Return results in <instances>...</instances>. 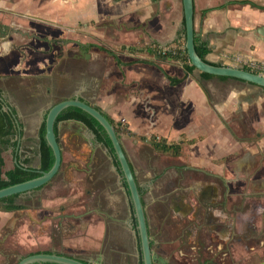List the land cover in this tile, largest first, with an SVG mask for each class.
Segmentation results:
<instances>
[{"label":"crops","instance_id":"1","mask_svg":"<svg viewBox=\"0 0 264 264\" xmlns=\"http://www.w3.org/2000/svg\"><path fill=\"white\" fill-rule=\"evenodd\" d=\"M32 21L45 27L44 35L90 43L85 59L91 70L83 78L84 100L118 123L121 143L140 184L156 179L159 187L166 176L176 177L179 170L188 169L196 172V181L204 172L212 173L213 180L218 177L228 182L247 173L249 193L264 202V88L233 77H204L196 68L186 70L191 63L160 53L162 46L176 45L184 38L182 0H0V22L27 27ZM194 27L197 43L210 47L208 61L250 71L264 64V33L258 31L264 27V0H194ZM8 48H0V57ZM0 76V89L14 94L10 100L21 116L19 157L36 155L30 163L38 167V130L61 92L50 94L46 85L35 87L26 71L13 72L11 66ZM22 83L26 84L23 88ZM39 96L43 100L36 103ZM76 127L84 126L68 121L56 128L63 162L58 179L36 192L37 197L44 194V200L37 203L30 197L35 194L22 193L16 201L24 208L0 210V260L8 239H21L33 225L32 233L45 240L46 233L40 228L50 216L63 224L83 218L75 210L50 209L65 206L83 190L63 176L94 154L91 144L78 143ZM84 133L92 138L88 130ZM152 140L179 144V155L158 151ZM15 150L0 145L5 170L14 167ZM109 189L97 187V195L109 200ZM92 215L100 221L83 225V231L93 240L101 237L104 228L102 216ZM168 234L164 231L162 235ZM163 250L167 252L166 247Z\"/></svg>","mask_w":264,"mask_h":264},{"label":"flooded vegetation","instance_id":"2","mask_svg":"<svg viewBox=\"0 0 264 264\" xmlns=\"http://www.w3.org/2000/svg\"><path fill=\"white\" fill-rule=\"evenodd\" d=\"M43 31H45V27L34 21L29 22L27 27L19 26L13 23L4 24L0 22V48L6 49V47L9 46V52L0 57V72H4L5 68L11 66L13 72L26 71V74L31 77L30 81L35 84V87L40 88L43 85H46L48 86L50 94L60 91L61 93L59 95V99L53 101V104L61 100L74 98L76 95H78L80 99L84 100L83 78L91 70V66L85 59L86 55H88L90 43L81 42L74 38H61L56 36L50 37L49 35H44ZM167 47L169 49L165 52L161 51L160 48V53L164 55H167L170 52L175 53L173 51L177 46L169 45ZM10 54H12V58H10ZM117 55L118 54H115L114 61L116 60ZM258 73H260V71ZM0 80H2L1 76ZM20 85L22 88L26 86L24 83ZM13 96V93H7L0 89V103L2 104V108L5 111L11 112L13 117L14 115L17 116L20 122V131L17 128L18 134L16 136V138L19 139V134L22 135L23 126L21 125V116L18 108L13 105L10 100ZM42 100L43 98L39 96L34 101L38 103ZM7 104H10L11 110L6 109ZM97 108L100 109L99 107ZM44 117L42 118V123L44 122ZM68 120L69 119L57 120L56 128L61 122L67 124ZM84 124L86 126L82 128L85 131L88 130V132L92 135V138L86 135L83 129L79 130L76 127L75 129L79 130L78 136L81 138L78 143L81 146H83L84 143L91 144L93 146L92 148L95 149L94 154L85 161L84 165H80L77 170L68 171L69 174L63 175L67 181L75 183V185H73L75 188L78 184L83 188L84 182L90 183V187H84L80 193V195L84 198L80 201L81 205L79 206L78 204V207L81 209H79L78 212H82L81 214L83 215V218L66 222L64 225L60 222V220L53 219L54 216H50L51 218H48L49 222L42 225L40 229L45 231L46 234L48 232L47 235L50 240H53L55 236L59 237V235H63V245L81 243V245L88 246L84 247L86 251L89 250V254H87V257L84 258L88 259L90 257L89 260H86V262H115L114 264L122 262V264H141V262H143V256L141 251L140 236L136 227L137 224L134 225V220L136 219L135 212L119 162L117 164L118 159L116 155V158L114 157L103 142L98 140L93 130L86 123ZM116 125L119 127L118 123H116ZM116 125H114V127H116ZM40 128L38 130L39 148L37 150L39 166L34 167L32 166V163H22L20 158L18 159L17 156L18 162L15 161L14 166L20 165L28 169H38V171H40ZM90 140H92V142ZM103 149H106V153L103 152ZM157 150L162 153L168 152L160 149ZM15 151L16 154H20V145ZM35 157L36 155L32 156V159L34 160ZM107 157H111V167H117V169H114V172L110 170V161H108ZM25 159L26 158H24V160ZM153 159L161 160L160 156H154ZM100 161L105 163L104 167L106 169L108 168L107 170L109 173L111 172L116 174V178H111L113 183L111 187L115 190V192L118 191L120 193V191H122L121 193L125 194V197L122 194L121 195L123 197L124 204L127 203L128 205V213L121 218H119L120 211L116 210L117 207H115V202L112 203L110 198L109 200L106 198L105 201L104 197L97 195V187L95 185L103 181L105 178V176L100 175V172L98 171L101 166ZM58 173L42 187H39L31 192H27L32 195L35 194L34 196H30L34 202L41 203L42 200H44V194L37 197L36 192L39 190L41 191L45 186L51 184L53 181H56L58 179ZM203 174V178L196 181L194 180V176L196 175L195 171L191 169H188L186 172L179 170L176 177H165L164 175L165 178L160 182L159 187L155 185L156 179L149 180L145 184H140L137 181L142 201L145 206L152 251L159 257L154 261V264H174L172 263V260L177 262L182 261L179 259V256H183L182 259L186 256L185 259H187L192 256L194 251L198 252L201 247H204L207 251L211 250L212 245L217 242L221 248L227 250L226 254H230V251H232L230 258H233V264H237V261L239 260L235 257L232 246L241 243V245L244 246V249L245 246L251 249L253 248L249 247L251 242H255V240L257 241V239H255L257 237H255L251 231L253 228L256 229L255 227H258V225L255 224L252 226L251 222L253 221L252 218L254 214L258 216L257 213H260V218L264 216V202L260 199H256L253 194L249 193L251 190L249 182L250 176L247 173H244L241 176L243 178L239 177L236 180L232 179L228 182L227 180L219 179L218 177L213 180L211 177L213 175L210 172H204ZM236 183L238 184L239 190L242 189L241 193L237 192V190H232L235 189L233 185ZM230 184L233 185L231 186ZM118 186L121 188L119 189ZM76 189H80V187H77ZM78 196L79 195L76 193L69 198L70 200L68 199L69 202H74ZM95 197L96 201H93ZM94 202L97 204L93 206ZM40 205L39 207L41 208L42 204ZM50 209L57 211L68 210L63 205L60 206L59 209L55 207H50ZM95 209H98L97 211L99 212L95 211ZM92 214L101 215L104 222V229L101 237L93 238L98 241L100 240V248L97 252L95 251L96 247L93 245L94 243L92 244V238L85 235V231H83V225H87L90 220H93ZM46 217H48V215ZM43 219L45 218L43 217L40 220L42 221ZM243 220L248 222L247 226L250 228V233L241 234L237 232L236 227L238 223H241ZM109 224L113 225L109 227ZM119 224L123 227L120 228L118 226ZM130 224H132V227ZM153 231L157 233L156 236L155 234L151 235V232L153 234ZM164 231L169 233L167 237L162 235ZM132 232L135 233V237H132ZM78 235H81V238L85 237L86 240L84 241V238H82V241L79 242V239L77 240V238H75L78 237ZM221 242H223L222 245ZM247 243H249V245ZM156 245L158 246V249L154 250ZM217 245L218 244H216V246ZM165 247L167 252L163 250ZM159 248L161 250L160 252L158 251ZM245 250H247V252L250 251L248 249ZM41 251L61 252L53 249H45ZM65 254L73 257L75 255L71 253ZM207 262L220 264V262L210 260Z\"/></svg>","mask_w":264,"mask_h":264},{"label":"water","instance_id":"3","mask_svg":"<svg viewBox=\"0 0 264 264\" xmlns=\"http://www.w3.org/2000/svg\"><path fill=\"white\" fill-rule=\"evenodd\" d=\"M184 12V26L186 32L185 47L187 55L191 64L201 72L209 73L215 76H226L238 78L240 80L248 81L264 88V74L246 70L242 67L229 65H216L204 60L197 52L195 46V27H194V0H182ZM259 32L264 33V27L258 29ZM69 106H75L93 116L106 130L111 142L115 155L118 159L120 169L126 181L129 195L133 204L135 217L137 221V230L140 236L141 251L143 256V264H154L158 259V255L152 251L151 239L149 235L148 220L145 212V206L142 201L141 192L137 183L136 174L133 170L129 158L122 146L120 138L115 130L114 125L110 122L102 110L85 100L80 99L78 95L74 98L61 100L51 105L46 111L44 117L45 121V138L54 153V163L48 171H40L41 175L35 178L12 184L10 186L0 189V199L12 196L15 194H22L31 192L48 183L59 171L62 164V150L56 136V121L62 110ZM6 109L11 110L10 104L6 105ZM14 120L17 128L20 131V122L17 116L14 115ZM68 121L75 122L81 126H86L80 120L69 119ZM20 137L18 139V146L20 145ZM15 161L18 162L17 157ZM117 169L116 166L113 167ZM38 171V169H36ZM126 192V189H125ZM129 201V200H128ZM132 227V224H130ZM34 262H55L59 264H100V262L92 263L85 262L73 256L61 254L58 252H33L20 258L16 264H31Z\"/></svg>","mask_w":264,"mask_h":264},{"label":"rangeland","instance_id":"4","mask_svg":"<svg viewBox=\"0 0 264 264\" xmlns=\"http://www.w3.org/2000/svg\"><path fill=\"white\" fill-rule=\"evenodd\" d=\"M165 162H169V161L166 160ZM100 164H101V166L99 167L98 171L100 172V175L105 176V178L103 179V181H101L100 183H97L95 186L98 187V189L100 188V186L104 187L105 185L110 188L109 189L110 201L112 203L115 202L114 203L115 207H117L116 210L120 211L119 212V215H120L119 218H121L128 213V205H127V203L124 204V200L122 197V195L125 197V194L121 193L122 191H120V193L118 191L115 192V190L111 187V185L113 184L111 178L112 179L116 178V174L111 173V172L109 173V171L107 170L108 168L106 169L104 167L105 163H103L102 161H100ZM109 165L111 167V161L109 162ZM230 185L232 186L233 184H230ZM233 186L235 188V189H232L233 191L237 190V192L241 193L242 189L239 190L237 183L234 184ZM84 187L89 188L90 183L84 182ZM235 194H238V193H235ZM98 196H100V195H98ZM82 198H84V197L82 195H79L74 202H69V200H70L69 199L67 201L65 207L68 210L72 209L75 211H79L80 208L78 207V204H79V206L81 205L80 201H82ZM93 201H96V197ZM89 203H90V201H89ZM95 204H97V203L94 202L93 206ZM104 205H103V207H104ZM114 212H117V211H114ZM123 212H124V214H123ZM255 213H257V212H255ZM257 215L258 216H256V214H254L253 218H252L253 221L252 222L250 221L252 226L258 223L257 224L258 227L254 226L256 229L253 228V230L251 231V233L254 234L255 237H257V238H255V239H257V241L255 240V242H251L250 245H249L250 242L247 243L249 245V247H253V248L250 249L247 246H245V249L250 250L249 252H247V250L244 249V246H242L241 243H238V244H235L232 246L233 251H234V255L239 260V261H237V264H264V217L262 216V218H260V213H257ZM263 215H264V213H263ZM257 217H259V218H257ZM99 219L100 218L98 216H94V219L92 220V222L94 223L96 220H99ZM102 223H103V228H104V222H102ZM247 223L248 222L246 220H243L241 223L239 222L237 227H236L237 232H239L241 234L250 233V228H249V226H247L248 225ZM112 225L113 224H109V227H111ZM118 226L120 228L123 227L121 224H119ZM35 230H36V227L33 225L30 227V230L28 229V232L27 231L25 232V235L21 236V239H18L17 237H14V236L10 237L8 239V241L6 242V244H4L2 246L4 249L3 250V256H2L3 260H0V262H2L3 264L4 263L16 264L17 261L21 257H23L27 254L37 252V251H41V250H45V249H53V250H57V251L59 250L63 253H69V254L71 253V254H75L78 256L80 255L83 257H87V254H89L88 253L89 250L86 251V249L84 248V247H88V246L81 245V243L63 245L64 244V243L62 244V241L64 242L63 235H61V236L59 235V237L55 236V238L53 240H50L48 238V235H47L48 232L46 234V239L44 240L43 237L31 233ZM243 236H245V235H243ZM79 240H80L79 242H81L82 238H80ZM66 241H68V240H66ZM97 241H98L97 239H93V242H94L93 245L94 246L98 243ZM215 242H217V241H215ZM216 244H218V245L216 246ZM222 244H223V242H221V245ZM203 248L204 247H201L198 250V252L194 251L192 256L188 257L187 259H185L186 256L183 259H182L183 256H179L180 257L179 259L182 261L177 262V261L172 260V263H174V264H212V262H207L208 260L220 262V264H233V262H234L233 258H230V256H231L230 254L232 253V251H230V254H226L227 250L224 248H221L218 242L215 243L214 245H212L211 250L207 251V250H205V248L203 250ZM98 250H99L98 248L97 249L95 248L96 252ZM204 260H207V261H204ZM114 263L115 262H102V264H114ZM124 263H126V262H124ZM119 264H122V262H119Z\"/></svg>","mask_w":264,"mask_h":264},{"label":"trees","instance_id":"5","mask_svg":"<svg viewBox=\"0 0 264 264\" xmlns=\"http://www.w3.org/2000/svg\"><path fill=\"white\" fill-rule=\"evenodd\" d=\"M242 2H245V1H242ZM183 34H184V38L181 42L185 43V39H186L185 27L183 28ZM181 42L176 43L177 47L174 50L175 53L170 52L167 55L174 57V58H179L184 63H190L186 48L185 47L179 48V46H180L179 44ZM195 46H196V50H197L198 54L204 60H206L207 62H210L206 58L207 54L210 52V47L208 45L198 44L196 39H195ZM210 63L216 64L213 62H210ZM216 65H220V64H216ZM194 68L195 67L192 64H190V66L186 67V70L190 71V69L192 70ZM244 69L251 70L250 68H246V67H244ZM253 71L259 72L257 70H253ZM202 76L210 77L213 75L209 74V73L202 72ZM70 118L71 119H78V120L86 123L93 130V132L96 134L98 140L103 142L105 144V146L111 151V153L115 157V152H114V149L112 146V142H111L106 130L93 116H91L89 113L82 110L81 108H78L75 106H69V107H67L61 111L57 120L59 121V120L70 119ZM108 119L110 120V122L112 124L116 125V122L113 119H111L110 117H108ZM115 129H116V132L118 134L119 133V127L117 125H116ZM45 133H46V129H45V121H44L42 123L41 128H40V137H41V156H40V168H39L40 171H48L52 167V165L54 163V159H55L53 150L46 141ZM17 134H18V130H17L15 120H14L12 113L9 111H5L2 108V104L0 103V145L12 146L13 148L16 149L17 144H18V140L15 137L17 136ZM152 142H153V145L157 149H160L163 151H173L174 154H177V155L180 153L181 146L179 144H176V145L166 144L162 140H160L159 142L152 140ZM17 157H18V159L20 158L19 154L17 155ZM31 160H32L31 158H28L25 160L20 159V161L22 163H30ZM117 164H118V161H117ZM4 166H5V164H4L3 158L0 157V189L7 187V186H10L12 184H16L19 182H23V181L35 178V177L41 175L40 171L28 169V168H25V167L20 166V165H15L13 168L8 169V170H5ZM18 196H19V194H15V195L0 199V210L13 211V210H19V209L24 208L23 205L17 203L16 199ZM136 222L137 221L135 219L134 225L137 224ZM37 252H41V251H37ZM44 252H55V251H44ZM58 253L65 254L62 252H58ZM142 263L143 262H141V264ZM31 264H59V263H55V262H34Z\"/></svg>","mask_w":264,"mask_h":264},{"label":"built area","instance_id":"6","mask_svg":"<svg viewBox=\"0 0 264 264\" xmlns=\"http://www.w3.org/2000/svg\"><path fill=\"white\" fill-rule=\"evenodd\" d=\"M167 49H169L167 46L161 47V51H163V52H165ZM173 52H175V51H173ZM257 68L259 69L261 74H264V64L258 65Z\"/></svg>","mask_w":264,"mask_h":264}]
</instances>
